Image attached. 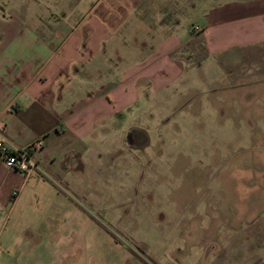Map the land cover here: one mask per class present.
I'll use <instances>...</instances> for the list:
<instances>
[{"label": "rangeland", "instance_id": "rangeland-1", "mask_svg": "<svg viewBox=\"0 0 264 264\" xmlns=\"http://www.w3.org/2000/svg\"><path fill=\"white\" fill-rule=\"evenodd\" d=\"M248 49L210 94L193 86L115 122L107 153L89 147L63 182L31 178L0 211V264H264V44Z\"/></svg>", "mask_w": 264, "mask_h": 264}, {"label": "crops", "instance_id": "crops-1", "mask_svg": "<svg viewBox=\"0 0 264 264\" xmlns=\"http://www.w3.org/2000/svg\"><path fill=\"white\" fill-rule=\"evenodd\" d=\"M262 44L264 0H0V121L14 145L43 140L33 155L45 171L25 176L0 156V211L31 178L63 182L89 147L106 154L114 123L146 115L150 101L197 85L210 94L233 75L223 70L232 52ZM123 261L161 264L138 253Z\"/></svg>", "mask_w": 264, "mask_h": 264}, {"label": "built area", "instance_id": "built-area-1", "mask_svg": "<svg viewBox=\"0 0 264 264\" xmlns=\"http://www.w3.org/2000/svg\"><path fill=\"white\" fill-rule=\"evenodd\" d=\"M43 145L41 138L34 139L23 145H14L6 138L3 123L0 121V156L4 165L12 170L29 176L33 172L41 171V167L33 155ZM16 190H12L14 195Z\"/></svg>", "mask_w": 264, "mask_h": 264}]
</instances>
